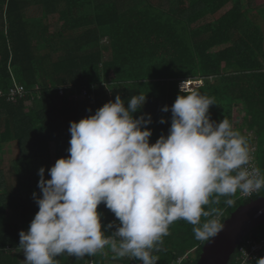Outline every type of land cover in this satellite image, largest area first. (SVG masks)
I'll return each instance as SVG.
<instances>
[{"label":"trees","instance_id":"trees-1","mask_svg":"<svg viewBox=\"0 0 264 264\" xmlns=\"http://www.w3.org/2000/svg\"><path fill=\"white\" fill-rule=\"evenodd\" d=\"M31 8L39 15L28 17ZM184 81L214 98L212 121L229 119L249 138L250 149L258 145L264 174V0H0V89L26 91L14 102L0 99V264H24L19 233L39 210L33 197L42 196L38 172L44 167L50 179L48 170L69 156L71 122L94 114L117 94L126 107L132 96L145 94L133 116L150 114L145 127L152 130L149 143H155L169 133L171 105ZM165 105L168 112L162 111ZM7 145L14 147L9 185ZM263 195L243 200L236 193L205 208H219L224 222ZM229 198L231 206L224 203ZM98 212L104 230L112 224L111 210L101 203ZM193 227L184 220L170 225L153 253L157 264L196 262L206 241L195 239ZM263 228L252 235L264 238L256 234ZM115 231L112 225L105 235L114 237ZM55 259L105 264L106 256L64 253ZM120 259L133 264L129 257Z\"/></svg>","mask_w":264,"mask_h":264},{"label":"clouds","instance_id":"clouds-1","mask_svg":"<svg viewBox=\"0 0 264 264\" xmlns=\"http://www.w3.org/2000/svg\"><path fill=\"white\" fill-rule=\"evenodd\" d=\"M145 102L146 95L137 94L126 107L117 94L70 123L69 156L48 170L50 179L44 167L38 172L42 196L33 197L39 210L19 233L24 264H57L64 253L83 258L106 247L117 257L157 264L153 253L174 222H188L195 239L209 241L223 228L222 211L205 206L264 188V174L251 167L249 138L227 118L210 119L213 97L184 81L171 105L168 135L151 144L152 130L145 127L150 114L133 116ZM101 203L120 222L114 237L105 235L111 223L102 230ZM256 264H264V257Z\"/></svg>","mask_w":264,"mask_h":264},{"label":"water","instance_id":"water-1","mask_svg":"<svg viewBox=\"0 0 264 264\" xmlns=\"http://www.w3.org/2000/svg\"><path fill=\"white\" fill-rule=\"evenodd\" d=\"M261 225H264V195L227 217L222 230L204 242L194 264H230L244 238Z\"/></svg>","mask_w":264,"mask_h":264},{"label":"built area","instance_id":"built-area-1","mask_svg":"<svg viewBox=\"0 0 264 264\" xmlns=\"http://www.w3.org/2000/svg\"><path fill=\"white\" fill-rule=\"evenodd\" d=\"M84 95L87 96V98H91L92 95L88 93L87 90L83 91ZM26 94L25 89L22 86L16 87V88H11L7 92L3 91L0 89V99L5 97L6 100L14 102L16 101V98L22 97ZM60 94L65 95V89H60ZM251 152V167L257 168L260 170L259 164H258V156H259V147L258 145L252 146L250 149ZM261 172V170H260ZM262 173V172H261ZM264 192V188H262L259 191H254L249 194H243L239 191L237 193L239 194V199L243 200H248L252 199L261 193ZM111 220H112V225L117 229V226L119 225V220L118 218L115 217V214L111 212ZM223 216L224 213H222V216H220V221L223 223ZM227 218V217H226ZM225 221V220H224ZM113 237V236H111ZM118 239V238H117ZM103 255L106 256L105 263L106 261L110 260H115V259H120V257L115 256L112 252L108 253V248L106 247L104 250L101 251ZM73 256V255H71ZM264 256V238H259L255 237L252 234H249L244 238V241L241 243V245L238 248V251L234 257L235 264H256V261ZM185 257V256H184ZM127 258V257H124ZM131 259V258H130ZM184 258H179L178 264H182ZM133 264H141V262L137 261L135 258L131 259ZM90 264H94V259L91 261Z\"/></svg>","mask_w":264,"mask_h":264},{"label":"rangeland","instance_id":"rangeland-1","mask_svg":"<svg viewBox=\"0 0 264 264\" xmlns=\"http://www.w3.org/2000/svg\"><path fill=\"white\" fill-rule=\"evenodd\" d=\"M39 10L38 9H36V8H31V9H29L28 11H27V16L28 17H33V16H38L39 15ZM210 20V17L209 18H207V20H204L203 21V23L204 22H207V21H209ZM105 45H108V42H107V40L105 39L104 41H103V46H105ZM108 55H106V57H107ZM188 84V83H187ZM199 84H202L201 82H199ZM194 85H196V83L194 84ZM241 114H243V113H241ZM262 142H263V144H264V135L262 136ZM13 145H7L5 148H4V151H3V155H4V157H3V159L5 160V162H7L8 161V164H5V166H6V168H5V174H6V179H7V182H8V185H9V183H12V176H11V170H12V168H11V165H12V157H13ZM55 161H56V158H55ZM256 234L257 235H264V228L263 229H261V230H259V231H257L256 232ZM19 253V252H18ZM195 257V253L194 252H192L191 253V256H190V260L191 259H193ZM105 264H124V259H115V260H110V261H106V263Z\"/></svg>","mask_w":264,"mask_h":264},{"label":"crops","instance_id":"crops-1","mask_svg":"<svg viewBox=\"0 0 264 264\" xmlns=\"http://www.w3.org/2000/svg\"><path fill=\"white\" fill-rule=\"evenodd\" d=\"M250 234H252V233H250ZM236 255V254H235ZM235 255H234V257H235ZM234 257H232L233 258V260H234ZM231 262H233V261H231Z\"/></svg>","mask_w":264,"mask_h":264}]
</instances>
